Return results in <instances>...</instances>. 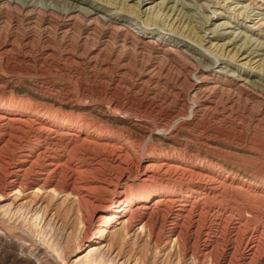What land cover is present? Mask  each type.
Here are the masks:
<instances>
[{
    "label": "rangeland",
    "instance_id": "374dc122",
    "mask_svg": "<svg viewBox=\"0 0 264 264\" xmlns=\"http://www.w3.org/2000/svg\"><path fill=\"white\" fill-rule=\"evenodd\" d=\"M23 1H0V185L8 156L6 135L16 126L2 118L8 111L15 117L38 116L56 130L72 134L85 133L86 125L124 133L134 154L126 169L99 161L104 149L93 147L90 139L78 144L80 152L99 153L89 156L95 167L90 176L107 178L114 173L119 177L135 172L137 158L161 159L153 163L172 167L159 170L162 178L142 186L128 175L122 180L123 193L130 197L146 190L157 193L152 202L159 197L172 200L159 204L148 220L143 217L145 211L132 207L130 227L120 223L108 230L105 244H88L99 231L92 209L80 212L69 190L55 192L46 187L38 193L37 189L26 191V196L16 192L0 196V264L17 263L3 251L28 254L32 244L50 264H264V92L216 75L194 92L190 83L196 66L180 50L137 41L113 24L69 14L65 5L36 0L27 8ZM183 2L181 15L187 21L181 31L171 25L166 13L144 15L140 20L147 19L151 29L166 36L185 35L183 43L198 49L200 40L193 37L204 35L206 23L215 29L221 22L232 26L239 22L242 29L226 31L242 32L264 46V0H252L255 7L263 8L255 11L263 19L260 30L249 29L253 22L244 21L241 11L231 10L236 1ZM247 4L243 1L240 6ZM216 8L225 18L213 14ZM210 24H216L215 28ZM203 46L208 57L225 62L227 53L221 56L215 51V56L214 49ZM257 53L264 59V47ZM253 66L238 67L255 73L254 78L264 83V67ZM30 132L18 141V147L36 141L44 144L48 135L60 139L46 131ZM162 135L169 138L160 140ZM160 184L171 188L169 193H160ZM84 235L87 238L82 241ZM245 243L255 246L252 257ZM119 249L122 256L116 258Z\"/></svg>",
    "mask_w": 264,
    "mask_h": 264
},
{
    "label": "bare ground",
    "instance_id": "6f19581e",
    "mask_svg": "<svg viewBox=\"0 0 264 264\" xmlns=\"http://www.w3.org/2000/svg\"><path fill=\"white\" fill-rule=\"evenodd\" d=\"M7 1L16 4L19 3L18 2L19 0H7ZM35 1L36 0H24L23 4L21 5L29 8L34 5ZM46 1H50L51 5H57V6L65 5L67 7L66 12L69 14L72 15L79 14L84 17H89L92 19L96 18L98 20H102L105 23L118 26L120 29L126 32L128 37L130 36L132 39H137V41L139 40L144 43L153 42V44L155 43V45L157 43L160 45L161 49H165V47L167 46L168 48H174L175 50L178 51L180 50V52L185 54L187 58H189V60H191V62L196 66V71L194 73L195 78L190 83V89L194 92L198 91L203 83L208 82L209 79H212L215 75L216 77L217 76L227 77L232 82L238 85H244V84L251 85L254 88L261 89L264 92V83L262 82V80L256 79L257 77L254 78L255 73L251 71L245 72V70H242L241 68L238 67V66L250 67L251 65H256L255 67H264V59H262L263 54L261 55L257 53V51H261L264 46L261 48L260 46L261 43L257 44V42L254 41V39H252L251 37L249 38L247 35H243L242 32L226 31L227 29L232 27L234 28V30L242 29V25H243L242 23L239 24V22H236L234 26H232L230 23L226 21L223 23L221 22L219 25L210 24L213 25V27L216 25V28L214 27L215 29L213 28L210 29L206 23L204 26V30H205L204 35L200 37L199 35L197 37L195 35L193 37V38H197V40H200L197 43L200 46V48L199 49L196 47L188 48L187 45L183 43L185 42V39L183 37L185 35L182 36V34L181 35L179 34L180 36L177 37L178 39L172 37L171 35L166 36L161 32H157L156 30L151 29V25H149L150 23L149 24L147 23V19L146 22L144 20L142 21L140 20L144 15L145 16L153 15L154 13H156L157 15L160 12L166 13V15L170 18L171 25L175 26L176 29H180L181 31V29H185L186 27L185 25L186 22H184L185 19L183 15H181L183 9L185 8V3L183 2V0H161L160 2H158L159 0H140L139 2H135L133 6L130 5V2L134 0H46ZM155 1H157L156 4L150 7L148 6V4H152ZM233 1H236V6L234 8H231V10L234 12L241 11L242 17L245 18L244 21L249 20L253 22L252 26H248L249 29L260 30V28H262L263 25V22L262 24H260V21H262L264 18L263 19L260 18L261 14H259V11L257 12L255 11L263 10V8L259 5H258L259 7H255L252 0H227L226 3H232ZM243 1H247L248 4L240 6V4H243ZM205 7L206 10H208V6ZM214 7L216 6L215 5L209 6V8H214ZM217 8L215 10L213 9L214 10L213 14H215L217 18H222V19L225 18L226 15H224L223 12L218 13L220 9ZM257 24L259 25L257 26ZM133 27L137 29V31H134L132 29ZM190 29L191 28H188L187 31L191 32ZM257 35H261V34H257ZM218 39L228 40V41H225L222 44H218V43L213 44L212 41ZM238 42H240L241 45L240 43L238 44ZM203 43H205V45H209L210 50L214 49V52L215 51L221 52V54H219L221 56L223 55L222 53H227L225 62H223L224 58H222L221 61H219V60H214L212 59V57L210 58L206 54H204L203 50L201 49L204 47ZM205 50L208 52V49ZM218 52L217 53L215 52L216 53L215 56L218 54ZM221 56H217V57L221 58ZM259 57L261 58L258 59ZM244 60L245 62L239 64L241 61ZM233 64L234 65L239 64V65L233 67L232 66ZM2 116H3L2 118L5 119L6 121L11 122L12 124L13 122L16 123L14 124L16 126H12V128L8 130V134L6 135V139H5L6 140L5 144L8 146L7 149L8 156L5 159L6 161H4L6 166V172L4 174V181L0 185V196L7 197L13 195L14 192H16L18 196L20 195L22 196L24 192L26 191L28 192L30 190L34 191L33 189L35 190L37 189L36 193H38V191L40 192L41 190L42 191L45 190L46 187L48 188L52 187L55 192L57 191L59 192L65 189L69 190L70 191L69 193L75 197L78 210L80 212L84 214L85 211L89 209V207H91L92 209L91 212L92 218L95 219L94 223L95 226L99 229V231L97 232V234H95V236L93 235L94 237L92 239L88 240V244L91 243L105 244L109 238L108 237L109 234H107L108 230L110 232V229H112L116 225H119L120 223L123 224L124 227H126V229L130 227L129 224L134 218L133 217L134 214L130 213L133 211V210L131 211L132 207L139 211L140 210L145 211L143 217L148 220L149 219L148 215H150L149 213L152 214L155 208H157L159 204L161 205V203L165 202L166 199L168 198L167 197L166 199H162L159 197L158 199H155V201L152 202V199L154 197L153 195L154 194L156 195L157 193H153L151 195L148 192H146V190L144 191L142 190V192H139V194L132 195L130 197L126 196V194L123 193L124 189H123L122 180L125 179L127 180V178H130L131 175H133V177L131 178H133L132 181L134 183L137 184L141 183L142 186H145L147 183L148 184L152 183V181L157 180L161 177L158 176L157 173L164 166L167 169L172 168L170 164L168 165V164L160 163V165L157 164L158 166H156L155 163H153V162L157 163V161H162L161 159H158L156 161H154L155 160L154 159L148 162L137 158L136 159L137 162L134 170L135 172L131 173L132 170L131 171L129 170L127 172H123L122 174H120L119 177L113 175L114 173H108L107 178H100V177L97 178L90 176L91 174L89 173H92L95 170V167L93 163H91V161L89 162L88 160H89V156H93L94 152L92 150H91L92 153L89 151L90 145L89 148L86 147L87 149H89L87 150V152L85 153L80 152L79 149L77 148L78 144L80 143L83 144L85 143L83 141L90 139L89 144H91L93 147L95 148L99 147L104 149L102 150V153H100L99 161H103V162L105 161L113 168L115 167L116 169L118 168L126 169L129 167L128 164H130L131 162L130 160H132L134 154L132 150L133 145L129 141L130 139L128 140L127 137L125 139L123 138L125 137L124 133L112 132L111 130L108 131L105 128L95 127L92 124L93 128L92 127L88 128V125H86L87 128L85 129V133L83 132V134L80 133L72 134L70 131L66 132L63 129L56 130L54 128L55 126L53 127L50 122L41 121L38 119V116L32 117L30 116V114L28 115L27 113L20 115L19 117H15L12 113L6 111L2 113ZM113 120L116 122L117 119L116 120L113 119ZM50 121H52V119H50ZM28 130L29 131L31 130V132L35 134H39L40 132L46 131L48 132V134L49 133L53 134L55 137L60 139L56 140L52 137H49L48 135V137H45V139L43 138L44 140L42 139L44 144L38 143L36 141V142H29L27 144L18 147V145L16 144H18V141L24 139L27 136ZM91 133H97L100 134L101 136L98 135L96 136ZM2 134L5 133L3 132ZM164 135L159 136V139L164 141L169 138V137H165ZM45 142L46 143L48 142V144H46ZM6 145L4 148H6ZM55 146L57 148H55ZM94 154L97 153L95 152ZM51 175H55V178L53 176L54 178L53 180L51 178ZM58 177L63 178L62 179L63 182L57 180ZM159 189L161 190L160 193H169L171 188L169 189L168 186L160 184ZM33 200L34 199H32V202ZM36 200L37 199L35 197V201ZM32 202L30 201L31 205ZM124 202L127 203L124 205ZM33 203L36 204V202ZM146 219L144 221H147ZM144 225H146V223H144ZM86 238L87 237L84 235L82 237L83 240L82 239L81 240L85 241ZM32 245L33 248L30 249L31 251H29L28 254L18 253L16 251H12L9 249L3 252L6 254L5 255L6 258L7 257L11 258L12 263L17 262L18 264H50L51 262L47 257L45 256L41 257L40 248L36 244H32ZM246 247L248 248V251L246 252H248L250 256L251 255L253 256V254L255 255L256 249L254 245H249V246L247 245ZM121 256H122V251L119 249L116 253V258H120Z\"/></svg>",
    "mask_w": 264,
    "mask_h": 264
}]
</instances>
